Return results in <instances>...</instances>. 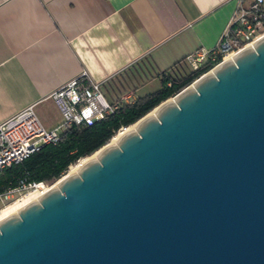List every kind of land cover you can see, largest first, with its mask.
<instances>
[{"label":"water","instance_id":"obj_1","mask_svg":"<svg viewBox=\"0 0 264 264\" xmlns=\"http://www.w3.org/2000/svg\"><path fill=\"white\" fill-rule=\"evenodd\" d=\"M152 111L0 220V264H264V36Z\"/></svg>","mask_w":264,"mask_h":264},{"label":"crops","instance_id":"obj_2","mask_svg":"<svg viewBox=\"0 0 264 264\" xmlns=\"http://www.w3.org/2000/svg\"><path fill=\"white\" fill-rule=\"evenodd\" d=\"M236 0H0V123L29 105L46 129L49 93L82 70L114 101L213 48ZM155 86V84L153 85ZM159 88V87H158ZM157 88V89H158ZM153 92V91H152Z\"/></svg>","mask_w":264,"mask_h":264},{"label":"built area","instance_id":"obj_3","mask_svg":"<svg viewBox=\"0 0 264 264\" xmlns=\"http://www.w3.org/2000/svg\"><path fill=\"white\" fill-rule=\"evenodd\" d=\"M236 4V10L223 28L216 45L208 50L197 49L186 56L185 61L193 70L210 62L211 67L206 71L209 72L228 56H235L253 46L264 36V0H236ZM104 81H95L86 70H82L52 90L48 97L61 116L60 124L54 129L43 126L33 104L0 123V170L20 162L44 144L56 143L61 132L72 124L90 125L113 113L120 103L135 99L132 91L119 95L114 101L108 99L102 88ZM130 126L120 127L115 135ZM40 184L43 183L20 182L18 187L0 194V202L7 201L15 194L28 193Z\"/></svg>","mask_w":264,"mask_h":264},{"label":"trees","instance_id":"obj_4","mask_svg":"<svg viewBox=\"0 0 264 264\" xmlns=\"http://www.w3.org/2000/svg\"><path fill=\"white\" fill-rule=\"evenodd\" d=\"M210 67V62H206L197 70L183 66L173 74L163 71L159 74L160 86L155 91L137 96L132 102L120 103L113 113L90 125L72 124L65 128L56 143L44 144L20 162L0 170V194L18 187L20 182L51 184L57 181L70 166L111 142L120 127L134 124Z\"/></svg>","mask_w":264,"mask_h":264},{"label":"bare ground","instance_id":"obj_5","mask_svg":"<svg viewBox=\"0 0 264 264\" xmlns=\"http://www.w3.org/2000/svg\"><path fill=\"white\" fill-rule=\"evenodd\" d=\"M233 57H234V56H228V57L226 58V60H229V59H231V58H233ZM153 113H154V111L150 112L149 115H152ZM134 126H135V125H131L130 127L126 128V130H125L124 132H128V131L132 130V129L134 128ZM124 132H120V133L116 134V135L113 137V139L111 140V142H109V144H111V143H115V142L117 141V139H118L121 135L124 134ZM95 155H96V153L93 154L91 157L83 158V159H81L77 164L72 165V166L70 167V173L76 172V170L79 168V166H80L81 164H83L86 160H88V159L94 157ZM46 189H47V188H46L43 184H40V185H38V187H37L35 190L29 192V194L26 195V196H24L22 199H20V200L16 201L15 203H13V204H11V205H9V206H6V207H4L3 209H1V210H0V220H1L2 218H4V217L10 215V214L15 213V212H16V211H17L22 205H24V204H26V203L32 201L34 198L38 197V196H39L44 190H46Z\"/></svg>","mask_w":264,"mask_h":264},{"label":"rangeland","instance_id":"obj_6","mask_svg":"<svg viewBox=\"0 0 264 264\" xmlns=\"http://www.w3.org/2000/svg\"><path fill=\"white\" fill-rule=\"evenodd\" d=\"M155 84V86H153ZM159 87V81L157 78H152L150 79L145 86H139L137 88L139 94H142L144 92H152V91H155L157 88ZM74 165V164H73ZM71 167V166H70ZM67 173H70V168H68V171ZM56 182V181H55ZM55 182L49 184V183H43V185L46 187V188H49L50 186H52L53 184H55ZM35 190V189H34ZM33 191V190H32ZM31 192V191H30ZM28 193H22V194H15L13 195L12 197H10L7 201H3V202H0V210L3 209L4 207L6 206H9L13 203H15L16 201L22 199L24 196L28 195Z\"/></svg>","mask_w":264,"mask_h":264}]
</instances>
